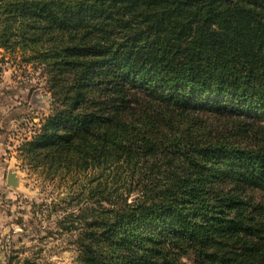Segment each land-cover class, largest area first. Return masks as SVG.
I'll return each instance as SVG.
<instances>
[{
	"label": "trees",
	"instance_id": "obj_1",
	"mask_svg": "<svg viewBox=\"0 0 264 264\" xmlns=\"http://www.w3.org/2000/svg\"><path fill=\"white\" fill-rule=\"evenodd\" d=\"M0 49L39 66L53 98L22 151L116 165L140 187L79 214L80 264H264V132L257 149L171 150L151 126L152 107L207 108L198 96L264 112V0H0Z\"/></svg>",
	"mask_w": 264,
	"mask_h": 264
},
{
	"label": "rangeland",
	"instance_id": "obj_2",
	"mask_svg": "<svg viewBox=\"0 0 264 264\" xmlns=\"http://www.w3.org/2000/svg\"><path fill=\"white\" fill-rule=\"evenodd\" d=\"M23 56L20 51L0 49V131L11 153L0 167V264H80L84 224L79 214L94 208L117 209L123 201L137 203L140 187L127 169L116 165L88 171L49 168L22 151L53 109L46 74L24 62ZM216 99L198 96L207 108L156 105L151 108V122L157 120L158 125L151 126L167 138L171 150L187 145L182 137L202 147L257 149L264 112H229ZM9 173L15 174V185L8 184ZM252 194L264 201L262 194ZM109 197L111 202L106 200ZM183 261L194 264L192 259Z\"/></svg>",
	"mask_w": 264,
	"mask_h": 264
},
{
	"label": "crops",
	"instance_id": "obj_3",
	"mask_svg": "<svg viewBox=\"0 0 264 264\" xmlns=\"http://www.w3.org/2000/svg\"><path fill=\"white\" fill-rule=\"evenodd\" d=\"M0 129H1V123H0ZM1 131H0V167H3V164L1 162L5 161L7 159H11V153H8V145L5 143V141L3 140L2 136H1ZM1 173V171H0Z\"/></svg>",
	"mask_w": 264,
	"mask_h": 264
},
{
	"label": "water",
	"instance_id": "obj_4",
	"mask_svg": "<svg viewBox=\"0 0 264 264\" xmlns=\"http://www.w3.org/2000/svg\"><path fill=\"white\" fill-rule=\"evenodd\" d=\"M7 182L9 185H15L17 183V179L14 173H9L7 175Z\"/></svg>",
	"mask_w": 264,
	"mask_h": 264
}]
</instances>
